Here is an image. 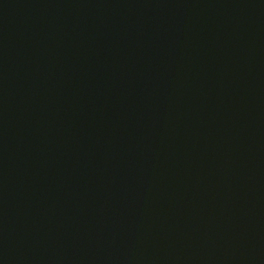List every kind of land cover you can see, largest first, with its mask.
Returning <instances> with one entry per match:
<instances>
[{
    "label": "water",
    "instance_id": "1",
    "mask_svg": "<svg viewBox=\"0 0 264 264\" xmlns=\"http://www.w3.org/2000/svg\"><path fill=\"white\" fill-rule=\"evenodd\" d=\"M0 264H264V0H0Z\"/></svg>",
    "mask_w": 264,
    "mask_h": 264
}]
</instances>
